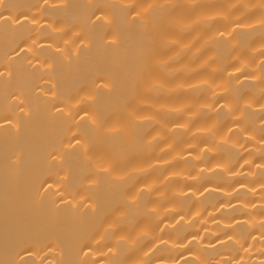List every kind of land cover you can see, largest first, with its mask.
<instances>
[{
    "label": "clouds",
    "instance_id": "9594fccd",
    "mask_svg": "<svg viewBox=\"0 0 264 264\" xmlns=\"http://www.w3.org/2000/svg\"><path fill=\"white\" fill-rule=\"evenodd\" d=\"M113 3L130 26L144 30L136 69L126 78L123 121L105 126L94 109L81 112L94 103V91L62 101L59 110L69 138L87 121L91 143L121 141L101 159L89 155L88 140L74 141L91 166L85 193L104 177L119 196L109 202L107 222L73 240V264H264V119L245 118L264 116V0H106L105 6ZM237 33L246 35L244 43ZM75 35L64 44L71 46ZM217 173L223 191L198 190ZM235 181L242 183L231 186ZM208 192L225 203L205 206ZM72 203L74 212L95 215V201L87 209L80 199ZM233 209L244 219L222 215ZM241 225L246 235L237 231ZM52 251L58 259L46 264H64L61 252Z\"/></svg>",
    "mask_w": 264,
    "mask_h": 264
},
{
    "label": "bare ground",
    "instance_id": "6f19581e",
    "mask_svg": "<svg viewBox=\"0 0 264 264\" xmlns=\"http://www.w3.org/2000/svg\"><path fill=\"white\" fill-rule=\"evenodd\" d=\"M105 5L106 0H0V264H46L58 259L53 248L64 264H73V240L110 219L109 202L119 192L99 177L98 189L85 193L91 166L74 141L88 140L89 155L101 159L119 147L120 137L93 144V129L81 121L77 135L69 138L59 112L62 101L94 91V103L81 112L94 109L105 126L124 119L126 78L136 69L144 30L130 26L118 4ZM154 16L158 20L160 14ZM74 33L79 35L66 46ZM236 35L242 43L247 39ZM215 48L222 54L223 41ZM217 116L223 119L222 111ZM245 118L254 124L264 116L246 113ZM210 187L223 191L221 174L208 177L198 190ZM217 193L205 194V206L225 203ZM77 199L85 209L89 200L95 201V215L74 212ZM238 212L222 215L243 220ZM237 231L246 235L243 225ZM205 255L211 259L215 253Z\"/></svg>",
    "mask_w": 264,
    "mask_h": 264
}]
</instances>
